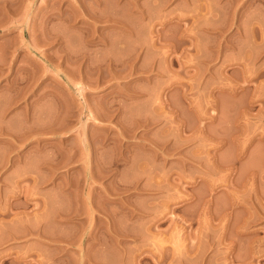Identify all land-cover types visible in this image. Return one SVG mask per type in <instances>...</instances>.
<instances>
[{"label": "rangeland", "instance_id": "rangeland-1", "mask_svg": "<svg viewBox=\"0 0 264 264\" xmlns=\"http://www.w3.org/2000/svg\"><path fill=\"white\" fill-rule=\"evenodd\" d=\"M0 264H264V0H0Z\"/></svg>", "mask_w": 264, "mask_h": 264}]
</instances>
